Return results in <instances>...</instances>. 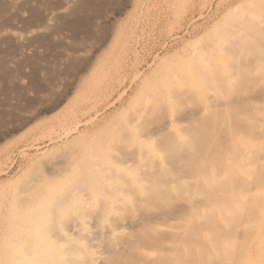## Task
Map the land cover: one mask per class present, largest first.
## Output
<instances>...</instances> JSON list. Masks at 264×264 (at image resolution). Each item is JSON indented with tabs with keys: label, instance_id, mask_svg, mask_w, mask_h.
Returning a JSON list of instances; mask_svg holds the SVG:
<instances>
[{
	"label": "rangeland",
	"instance_id": "374dc122",
	"mask_svg": "<svg viewBox=\"0 0 264 264\" xmlns=\"http://www.w3.org/2000/svg\"><path fill=\"white\" fill-rule=\"evenodd\" d=\"M26 1L0 3L11 19L0 34H43L0 46V264L25 257L13 233L28 215L21 200L70 206L78 183L88 201L54 210L51 226L92 231V213L93 227L116 225L124 246L106 264H255V208L233 231L220 210L264 181V27L252 30L264 1ZM131 214L136 225L117 228ZM152 247L161 254L142 252Z\"/></svg>",
	"mask_w": 264,
	"mask_h": 264
},
{
	"label": "bare ground",
	"instance_id": "6f19581e",
	"mask_svg": "<svg viewBox=\"0 0 264 264\" xmlns=\"http://www.w3.org/2000/svg\"><path fill=\"white\" fill-rule=\"evenodd\" d=\"M1 1H0V3H2ZM4 1L5 0H3V2ZM27 1H29V0H27ZM262 5L264 6L263 2H262L261 5L260 4L257 5V7H256V5L255 6L253 5V7H255L254 10L256 8H258L259 6H261V7L259 9H257V10H259L260 14H256L253 11L256 14V16H254V18H255V19L253 18L254 20L251 19L252 22H253L252 26H254V27H252V30H253V28H255V31H256V29H260L261 32H262V30H261L262 26L264 27V7ZM2 6H3V3H2ZM23 6H21V7H23ZM236 7H237V5H236ZM3 8H4V6L2 7V9ZM4 10L5 9H3L2 11H4ZM257 10H255V11H257ZM2 11H0V19L1 18L6 19L8 14L6 15V18L4 16L2 17V14H1ZM35 12L38 13L37 10ZM46 12H47V10H46ZM71 12H73V11H71ZM71 12L69 14H72ZM2 13L4 14V12H2ZM41 14H43V13L41 12ZM59 14H58V16H59ZM69 14L67 13L66 15H69ZM58 16L55 17V18L56 19L59 18ZM251 16H252V14H251ZM46 17H48V16H46ZM10 18L11 17L8 16V19H10ZM51 18H53V17H51ZM3 19H2V22L0 21L1 22L0 23L1 27L0 28H2V23L3 24L4 23L7 24L11 20L10 19L8 22H6V20L3 21ZM40 19H43V18L41 17ZM45 19H47V18H45ZM237 19H240V17L237 18ZM52 20H54V19H52ZM33 22H35V20H33ZM250 24L251 23L247 24V25H249V29H250ZM44 25L46 27L54 26L52 21H48V20L44 23ZM51 28H53V27H51ZM41 32L42 31H37V34H36V32H33V30H29V32H27V33L25 32L24 34L23 33L22 34H15V33H12V32L2 33V34H0V46H1V44L3 46L4 43L7 44L9 42V40L11 41L10 43H17V44H19V46L20 45L24 46L23 45L24 43L26 44V42L28 43L30 40L35 39L36 36L39 38L40 35L38 36V33L42 34ZM257 32L259 34V31H257ZM262 35H263V33H262ZM8 37H10V39ZM41 38H43V36H41ZM42 41H44V40H42ZM35 43H37V42H35ZM40 43H41V41H40ZM25 49H27V48H25ZM156 148H158V147L155 146V149ZM154 155H155V153H154ZM154 160H155V157H154ZM156 160H157V158H156ZM94 166H96V165H93V167ZM93 167L91 166V168H93ZM86 169H88V167H86ZM89 169H90V167H89ZM104 169H107V168H104ZM104 169L100 170L101 173L103 171V174L101 176H104V173L106 174V171ZM109 169H111V168H109ZM111 171L114 172V169L113 170L111 169ZM111 171H109V172L112 173ZM92 173H93V176L96 174V178L98 177L97 176V172H94V170H93ZM58 174H59V172H58ZM91 177H92V174H91ZM208 181L209 180H207V183L210 184V181L209 182ZM70 186L71 185H69V187ZM75 186L76 187L71 186L73 188L72 189L73 192L71 194L69 192L70 195L73 194V196L71 198L72 203H69L70 206H68L67 203L65 205V203H64L65 201H63V199H62V197L64 198V195L59 197V199L57 198L59 202L57 201L56 198H51V199H54V200L56 199L55 201L53 200L55 203H56V201L58 202V203L55 204V206H54V204H52V202H51L52 205H49V201L51 200V199H49V197H46V198L43 199L44 200V202H43L44 205L42 207H41V204H39V207H35V206L33 207L32 206V202H34L35 199H33V200L28 199L29 195H28L27 198H24L23 200H21V207L20 208H22V209L24 208L25 210H27L28 215H24V213H21V214L19 213L17 215V217L15 218L16 219L15 220L16 224L15 225L13 224L15 226V228H13V233L15 232V234H17L18 237H19V243L18 244H19L20 248L21 249H23V248L25 249L26 248L24 250L25 251L24 252V256L25 257H24V259H22L21 264H50V263H52L50 261L49 262L45 261L44 258L38 254L39 247H38L37 243H41V245H43L47 250L50 249V251L52 252V257H54L53 256L54 254H56L57 255V259L59 258L58 260H59V262L61 264H106L107 259H108V257L106 256L107 253L109 252L108 250L112 249L113 247H115V248L118 247L119 248V245H120V247L124 246L122 244L123 241L120 240L119 238H117L118 236L115 235L114 230L116 229V225H114L115 228L114 227L111 228V227H108V226L106 227L105 226L106 229H105V227H104V229L100 228L101 227L100 225L97 226L98 228L96 227V225H95V227H93L94 223L96 222V221H94V219H96V218H94L96 216V214H93V213L90 214V215L93 216L92 220L94 222V223H92V229H93V230L91 229L92 231H88L89 229L88 230L86 229V222H87L86 220H84L86 222H83V221H79V220L77 221V220L74 219V222L69 221L68 222L69 224L67 223L68 226L67 227L65 226L66 230H64V231L60 230V232H58L56 230V232H55V229L51 226L52 222H53V219H54L53 214L55 213V211L67 210L66 209L67 206L70 208V207H72L71 204H73V203L75 205L79 204L77 206L80 208L81 205H83L82 203H85L86 200L88 201V199H86L87 197L84 196L85 197L84 199L80 198L81 197L80 193L76 192V191H80V190H78L79 189L78 186H81L80 183H78V186H77V184H75ZM98 191H100V190H97L96 192H98ZM103 191H106V189L102 190L101 192L103 193ZM29 192H31V190H29ZM101 192H100V194H102ZM109 193H111V191H109ZM100 194L98 192V195H100ZM60 198H61L62 201H60ZM227 198L229 200H233V203L231 205L226 206L227 209L225 211L224 210H220L222 212L220 214V216H221V218L223 220V223L226 226V228H228V229L230 228L231 231L234 230L235 225L239 224L241 222V220H243L240 216L244 213V211L245 212L246 211L249 212L250 208H253V209L255 208V210L252 209L253 211H255V213H254L255 216H252L253 215V213H252L253 211L249 212V213L247 212L249 215H251V216L247 215V217H250V218H248L247 222L251 223V225L255 229V233L257 234V240H256L257 241V243H256V251H257V253H256V257H255L257 259L255 260V264H264V226H263V224H264V181L262 180V182L259 184V186H257V188H255L254 190L252 189L246 194L242 193L241 195H238V197H236V193L235 192L231 191L227 195ZM31 199H32V197H31ZM79 200H83V201L82 202L80 201L81 203H79ZM255 200H256V203H255ZM36 201H38V200H36ZM251 201H252V203L253 202L255 203L253 205L254 207L251 206V204H252ZM37 205H38V203H37ZM28 210H29V212H28ZM87 216H89V215H87ZM135 216L137 217V215H135V214H134V216L131 214L130 217H129V215H127L126 217L123 216L125 219H123L122 222H121V220L118 219L120 221V224H119V222L116 223V224L119 225V226L117 225V228L119 227V228L122 229V228H126L127 225L130 227L131 224L133 225L135 222L137 223L140 219L138 217V220L137 219L135 220L134 219ZM136 223H135V225H136ZM155 223L154 224H150V225H152L153 228L154 227L156 228V226H154ZM87 224L91 225L90 222H88ZM152 226H150V227L152 228ZM113 232H114V237L117 240H120L122 242L119 241V243H118V242H114V241H116V240H114L113 243L109 245V246H111V248H110V247H107L108 243H110V242L108 241V242H106L107 243L106 244L104 241H106L105 239H107L108 236L110 234H112ZM76 236H78L79 238L83 237L82 242L81 241L80 242L79 241L76 242V240L74 241ZM55 237L57 238V241L52 240ZM103 237H104V239H103ZM110 238H112V237H110ZM235 239L236 238L234 237L232 239L230 238L229 240H231V243H234ZM110 241H111V239H110ZM32 244H34V246L31 247ZM115 248H113L112 250H115ZM174 250H175V248H174ZM142 252H144V254H146L148 256H152V255L158 256V255L161 254V251L159 249L153 248V247L152 248H148L146 250H143ZM234 254H235L234 251H230L229 253L227 252V253H224L222 255L218 254L217 256H218V258H221L222 261H227L228 259H232V256ZM241 254L243 256V252ZM241 254L237 255L238 259L242 258ZM17 259H19V256L16 257L15 260H17ZM244 264H254V263L250 262L249 257H247V258L245 257Z\"/></svg>",
	"mask_w": 264,
	"mask_h": 264
}]
</instances>
